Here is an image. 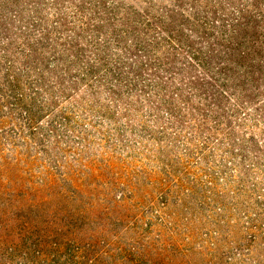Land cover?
Here are the masks:
<instances>
[{"label":"rangeland","instance_id":"rangeland-1","mask_svg":"<svg viewBox=\"0 0 264 264\" xmlns=\"http://www.w3.org/2000/svg\"><path fill=\"white\" fill-rule=\"evenodd\" d=\"M55 240L264 264V0H0V264Z\"/></svg>","mask_w":264,"mask_h":264},{"label":"trees","instance_id":"trees-1","mask_svg":"<svg viewBox=\"0 0 264 264\" xmlns=\"http://www.w3.org/2000/svg\"><path fill=\"white\" fill-rule=\"evenodd\" d=\"M59 240H55L53 242H50L51 245L49 247L46 248V251L43 252L40 249H29L27 250L28 253H24L23 254V264H45L48 263L46 261H48L49 256H48V252L50 251V253H52V257L53 259H55L57 257V259L60 257V254L63 252L64 248L59 246V245H64L66 247H70L72 248L75 257L78 258V260L80 261H86V256H88L87 254H90L89 251L85 250V249H80L78 247L77 244L72 243V242H67V241H63L61 240V242H58ZM8 257H10V248H9V253H8ZM55 261V260H54ZM10 262V259H9ZM53 263V260L51 261ZM3 264V263H1ZM77 264H81L78 263ZM83 264H94L93 261L89 262V263H83Z\"/></svg>","mask_w":264,"mask_h":264}]
</instances>
